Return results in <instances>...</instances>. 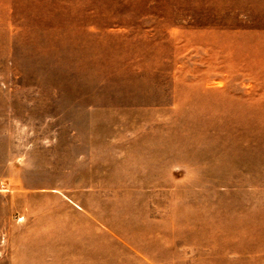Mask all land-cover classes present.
<instances>
[{
    "label": "rangeland",
    "instance_id": "obj_1",
    "mask_svg": "<svg viewBox=\"0 0 264 264\" xmlns=\"http://www.w3.org/2000/svg\"><path fill=\"white\" fill-rule=\"evenodd\" d=\"M0 264H264V0H0Z\"/></svg>",
    "mask_w": 264,
    "mask_h": 264
}]
</instances>
